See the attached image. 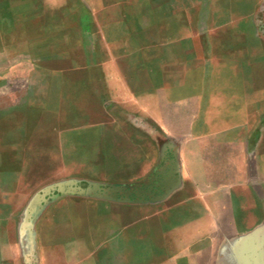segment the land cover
I'll return each mask as SVG.
<instances>
[{"label":"crops","instance_id":"1","mask_svg":"<svg viewBox=\"0 0 264 264\" xmlns=\"http://www.w3.org/2000/svg\"><path fill=\"white\" fill-rule=\"evenodd\" d=\"M0 264H264V0H0Z\"/></svg>","mask_w":264,"mask_h":264},{"label":"rangeland","instance_id":"2","mask_svg":"<svg viewBox=\"0 0 264 264\" xmlns=\"http://www.w3.org/2000/svg\"><path fill=\"white\" fill-rule=\"evenodd\" d=\"M22 245H23L24 248H29L30 247L31 240H30V237L28 235L23 238Z\"/></svg>","mask_w":264,"mask_h":264}]
</instances>
